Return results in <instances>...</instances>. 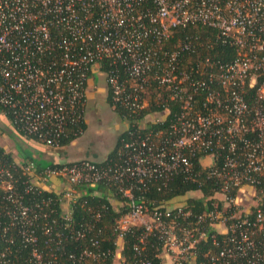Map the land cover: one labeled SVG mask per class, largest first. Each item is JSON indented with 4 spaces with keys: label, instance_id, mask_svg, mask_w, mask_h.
Listing matches in <instances>:
<instances>
[{
    "label": "built area",
    "instance_id": "2783aa9c",
    "mask_svg": "<svg viewBox=\"0 0 264 264\" xmlns=\"http://www.w3.org/2000/svg\"><path fill=\"white\" fill-rule=\"evenodd\" d=\"M197 25L209 28L213 39L175 38L177 29ZM214 43L230 50L228 60L202 55ZM92 82L104 89L114 114L134 116L121 119L129 139L117 160L39 170L27 162L20 166L25 191L46 190L53 179L68 185L57 201L61 209L67 205L62 213L70 222L81 197L70 186L101 183L120 198L108 194L116 209L127 208L115 221L117 241L139 226V242L156 236L171 264H264V0H0V112L15 135L51 149L75 127L81 135ZM154 102L163 110L149 113ZM195 157L205 178L220 183L210 209L195 215L184 197L152 210L136 202L133 191L147 179H191ZM9 169L0 163V188L12 204L0 209V229H18L30 252L21 258L7 248L0 264H62L43 250L51 239L39 245L34 221L47 215L36 213L39 204L21 203ZM42 232L52 235L46 226ZM208 239L209 249L196 248ZM81 257L99 255L85 250Z\"/></svg>",
    "mask_w": 264,
    "mask_h": 264
},
{
    "label": "trees",
    "instance_id": "16d2710c",
    "mask_svg": "<svg viewBox=\"0 0 264 264\" xmlns=\"http://www.w3.org/2000/svg\"><path fill=\"white\" fill-rule=\"evenodd\" d=\"M175 38L183 39L186 36H198L202 40L213 37L209 28L202 26H189L186 29H177ZM213 39V38H212ZM211 39V40H212ZM174 39L171 43L176 42ZM213 41V40H212ZM202 55L206 56V53L210 55L212 59L228 60L230 56V50L219 43H214L212 50L201 49ZM229 55V56H228ZM149 113L160 112L163 110L162 103H153ZM167 107L172 113L177 112L178 108L176 104L168 103ZM121 119L131 121L134 116L129 115L128 112L120 110L118 112ZM136 118V117H135ZM86 119V118H85ZM138 119V118H137ZM86 122L81 123L79 128L84 133ZM131 126V125H130ZM154 129L157 126L152 125ZM135 129H132L134 131ZM77 128H73L72 132L67 138H63L59 143V148L64 147L72 141L81 137L80 134H76ZM20 135H22L20 133ZM23 136V135H22ZM19 137V136H18ZM22 138V137H20ZM24 138V137H23ZM25 139V138H24ZM35 141V138H31ZM129 139L127 132H123L118 136L114 149L108 154L106 161H115L118 158V151L123 142ZM20 155L27 157L29 155ZM25 155V156H24ZM28 158V159H27ZM21 161L20 165H16L13 156L0 147V163L9 167L11 173L15 179L16 193L21 197V203L25 205L39 204L42 209L36 210L37 214H46V218L39 217L34 221L35 223V235L39 240V245L42 246L47 239H51L49 246L44 251L56 253L58 261L62 264H113V260L117 251V232L115 230V221L122 215L127 213V208L114 207L110 201L108 194L116 200H120L119 197L113 194V189H108L103 184L96 185L95 188H80L70 186L74 190H79L81 197L74 205L71 212L70 222L64 220L62 209L57 201L58 193L66 191L68 185L61 182L66 188L59 192L51 190H38L35 189L27 193L26 188V176L23 175L21 165L27 162L35 164L37 169H41L45 166L42 165L38 159L27 157ZM55 163L50 162L46 166H54ZM191 179H187L185 174H178L172 176L167 181L162 179H147L145 180V186L141 187V190L135 188L133 193L135 195L136 202L143 201L147 209L152 210L155 206L163 203H167L175 198H187L183 199L182 203L185 205L186 210H190L193 214H199L208 208H211L209 198L218 191L220 183L214 180H207L205 178V171L201 169L197 157L193 158ZM140 186V185H138ZM96 193V194H94ZM198 193L200 196L187 197L189 194ZM7 193L0 188V209L4 206H12V204L6 199ZM47 202V205L44 204ZM3 222H9L8 219H3ZM69 223V224H68ZM68 224V226H66ZM5 225V224H3ZM48 227L52 230L51 237H46L42 232L43 227ZM3 227V226H2ZM143 228L139 226L130 227L128 231L124 232L123 247L120 251L121 264H137L139 259L151 260L155 264H160L158 255L162 250L161 241L153 235L146 237L143 243L139 242ZM77 233L83 234L82 237H78ZM7 238H13L15 244L10 246L6 244ZM21 237L18 234V229L11 228L5 234L0 229V252H3L7 248L12 250L17 249L18 257H27L30 250L28 247L21 244ZM218 238H221L219 236ZM95 244V245H94ZM143 245L142 251H136V246ZM211 247V242L208 240L200 241L197 243L196 248L201 251L207 250ZM87 250L93 255H99L97 260L81 257L82 252ZM73 255V260L68 256ZM58 262V263H59Z\"/></svg>",
    "mask_w": 264,
    "mask_h": 264
},
{
    "label": "crops",
    "instance_id": "0c3cea01",
    "mask_svg": "<svg viewBox=\"0 0 264 264\" xmlns=\"http://www.w3.org/2000/svg\"><path fill=\"white\" fill-rule=\"evenodd\" d=\"M88 91H89V94H88L89 95V99H88L89 102L91 100H94V99L96 100V98L99 100L100 95H101V97H103L102 99H104V101H105L104 89H102L100 87L97 88L95 82H92V85L89 86ZM114 115H115L116 119H113L111 121V123L114 125L115 137H113V140H112V143H111V146L109 147V149L105 153L100 154L99 160H97V157H90L89 152H88V148L84 144L85 143L84 142V136L88 130L87 121H86L84 133L81 135V137L72 141L71 143H69L68 145H66L62 148L51 149V148H43V147L37 146L34 143H32L28 140L26 141V140L18 137L17 135H15L11 131V129L9 128L8 121L6 120V118L3 117V115L0 112V126L3 125L11 131V133H9V136L7 134L0 135V147L3 148L6 152H9L13 156L15 163L18 165L21 164L20 162L23 161L24 158L26 159L29 156L41 161L43 166H46L50 162H53V163L65 162L66 163V162H74V161L83 160V159L91 160V158L94 159L91 161L101 163V162L106 160L108 154L114 149L115 144H116L117 139H118V136L120 134H122L126 130V127H127L126 122L121 120V118L118 115H116V114H114ZM10 138L18 140L20 147L19 148L17 147L15 149L10 148L11 144L9 145V143H8ZM13 150H14V152H13ZM21 151H22V154L29 155V156L23 158V156L20 155ZM49 184L50 185L48 186V188H45L48 191L54 190L56 192L57 191L59 192L60 190L66 188V186H63V184L60 181L54 180V179L51 180ZM179 201H182L181 198H175V199L169 201L167 203V205L173 207V206L177 205V203ZM112 204H113V206H116L117 201L116 200L112 201ZM62 209H63V211H66L67 205L63 204ZM122 245H123L122 240H118L117 241V251H116L115 258L113 260V264H121L122 260H121V256H120V251L122 249ZM159 258H160V261L162 264H171V256L169 255V252H167L165 250L161 251L159 254Z\"/></svg>",
    "mask_w": 264,
    "mask_h": 264
},
{
    "label": "rangeland",
    "instance_id": "374dc122",
    "mask_svg": "<svg viewBox=\"0 0 264 264\" xmlns=\"http://www.w3.org/2000/svg\"><path fill=\"white\" fill-rule=\"evenodd\" d=\"M99 98V100L96 98V100L94 99L88 102L85 114L88 130L84 136V144L88 148L90 157H97V160L100 159V154L105 153L111 146L113 137H115V129L111 121L116 119L115 115L106 104V101L102 99L103 97L100 95ZM0 133V135L7 134L9 136L11 131L7 127L1 125ZM8 143L9 145L11 144L10 148L12 149L20 147L19 141L16 139L10 138ZM91 160L94 159L91 158ZM188 196L198 197L199 194L196 193V195L191 194Z\"/></svg>",
    "mask_w": 264,
    "mask_h": 264
}]
</instances>
